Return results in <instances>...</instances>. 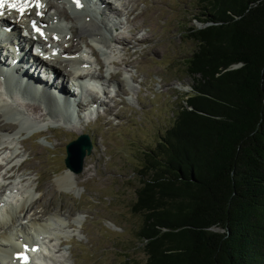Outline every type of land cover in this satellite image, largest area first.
<instances>
[{
    "label": "rangeland",
    "instance_id": "rangeland-1",
    "mask_svg": "<svg viewBox=\"0 0 264 264\" xmlns=\"http://www.w3.org/2000/svg\"><path fill=\"white\" fill-rule=\"evenodd\" d=\"M45 1L74 17L76 11L69 3ZM111 6L116 10L108 7L116 12L109 17L114 21L106 20L111 38L123 39L126 45L112 42L104 49L105 55L97 43L82 34L68 42L70 33L66 30L62 35H69L67 40L63 38L67 43H59L60 48L77 45V49L71 48L72 53L87 54L83 57L93 62L92 73L107 78L101 79L102 93L83 87L75 98L82 103L101 99L105 103L99 100V111L91 117L77 113L74 119L64 113L61 119V111L29 100L19 107L38 132L15 130L8 131L9 137H0L6 149L2 153L9 152L4 157L12 156L2 160L7 165L3 170L15 167L6 188L30 191L28 216L50 219L48 227L55 225L53 218L63 219L62 227L57 224L45 235L49 240H44L39 250L43 258L35 257L41 264H143L146 260L138 241L142 217L132 210L141 181L139 172L145 154L156 147L191 92L193 81L183 63L195 44L186 30L200 26L194 18L205 12L198 0H120ZM54 12L49 10L48 18ZM57 17L64 26L76 24L74 19L70 22ZM68 67L59 73L69 76ZM60 78L55 76L56 84ZM68 88L74 89L73 94L77 92L74 85ZM28 105H38L41 110L32 111ZM45 111L49 115L44 117ZM0 125L15 126L17 122L3 117ZM82 135L89 137L92 152L76 174L65 165L66 146ZM84 168L90 171L83 174ZM69 171L74 174L70 187H60L58 181Z\"/></svg>",
    "mask_w": 264,
    "mask_h": 264
},
{
    "label": "trees",
    "instance_id": "trees-1",
    "mask_svg": "<svg viewBox=\"0 0 264 264\" xmlns=\"http://www.w3.org/2000/svg\"><path fill=\"white\" fill-rule=\"evenodd\" d=\"M191 92L145 154L143 264H264V0H198Z\"/></svg>",
    "mask_w": 264,
    "mask_h": 264
},
{
    "label": "bare ground",
    "instance_id": "bare-ground-1",
    "mask_svg": "<svg viewBox=\"0 0 264 264\" xmlns=\"http://www.w3.org/2000/svg\"><path fill=\"white\" fill-rule=\"evenodd\" d=\"M68 6L71 8V10H74L76 12H74V17H77V19H75L74 17L71 18L72 16L70 14H68V12L65 10H61V8H58L56 6H54L53 4H47L45 2V0H24L25 3L28 4V6L31 3L35 4V7H40L42 11H44L45 8H47V10L51 11L55 10L54 13H51V17L49 18H45L42 17L41 15H37L36 12L34 10H29L27 9V7L25 8V12L22 14V16H17L20 20L19 24H23L24 19H31V20H36V21H40L42 24L44 23H50L49 21H51L52 25H53V32L54 33H61L63 34V32L66 30L69 31L70 33V37L68 39V42L71 41V39H73L74 37H76L78 34H82L86 37H88L89 39H91L92 41H94L95 43H97L98 47H101L102 53H104L106 55V50L107 47H109V45H112V42H116V43H124L126 45V43L123 41V39H121V41L118 40H112L111 38V34H110V27L108 28V22L106 21L105 17L103 15H101L99 12H97L95 9H93L92 5H91V1L90 0H79V3L81 4L80 8H77V4L74 2V0H64ZM98 3L100 4V7L103 9H109V5L107 3L104 2V0H99ZM97 5V4H96ZM99 10H102V9ZM64 9V8H63ZM114 13H116L115 11H113ZM57 16L59 17H63L64 20L70 21L72 22V19L75 20L74 25L72 26H64L63 24L59 23L57 21ZM53 22H55V24H53ZM57 22V24H56ZM6 28V26L4 27ZM15 28H17L15 26ZM17 33V32H16ZM68 33V32H67ZM15 34V33H14ZM54 35V34H53ZM60 35V34H59ZM68 34H66L67 36ZM69 36V35H68ZM15 37H17V35L15 34ZM65 38V37H64ZM66 39V38H65ZM64 39V40H65ZM63 40V38L61 39ZM63 40V41H64ZM67 40V39H66ZM65 40V41H66ZM44 46L48 49L47 52L51 53L53 50L56 49V47L50 46L51 42L50 40L44 41ZM53 42V41H52ZM67 43V42H65ZM123 44V45H124ZM74 45L71 46H67L62 48L60 55L63 56H58V57H53L51 54H49V59L43 61L41 59H38L45 67L46 70H48V72L50 74H52V76H56L59 75L61 77V82H58V84L55 83V81H53L52 77L50 76H45L44 80L45 81H40V82H45L44 84H41L43 86L42 89V93H41V98L39 100L36 99L35 97V101H42V104L40 105L41 107L44 106L46 109H50L52 108V110L57 111H61V114L59 116V118L63 119V115L64 113H66L68 116L70 115V118L72 117L74 119V117H77V113L79 115H87L88 117L90 116H94L99 109L102 107L100 104V101L98 99H95L94 102H92L91 100L87 99L86 103H82L79 102V100L76 101V97L73 94V90L71 88H68V86H73L74 84L72 83V81L70 82V78L73 79L76 83L77 80L80 79H86V81L84 82V86L91 88L93 90V92L99 94L103 92V87L104 84H102V81H89L87 80L89 77V73L87 71V69L84 68H77L76 66H82V63L80 61V59H67V58H74L77 55L76 53H72L73 51L71 50V48H76L73 47ZM1 50V48H0ZM124 50V49H123ZM18 53L16 52V54H14V58L18 56L21 57L19 63L17 66H15V68H17V72L20 71L22 72V76L19 77L18 75H13L14 72H12L11 74H9V78L6 80V82L2 83L0 81V88L6 87V89L8 91L5 90H0V110L2 111L3 114H0V119H3V117H7V119H12L13 121L17 122V125L15 126H10V125H0V132L2 133V135L0 137L3 138V136L5 137H9L8 135V131H15L16 133H30L33 134L34 132H38V128L35 125L30 124L31 119H28L27 117H23V115H26L24 111L17 109V108H13L10 104L6 103L5 101H8V97L16 102L22 103L26 101H33L34 97L31 99H20L18 98V95H21L22 97L26 98L28 95H30L32 92H34V89L36 88L35 84H32L29 77H34L33 73L30 74V71L33 70V72L38 70V74H39V69L36 67V63L32 60H30V58L28 57H24L23 54L25 52V49L22 50L21 48H18ZM11 53V52H10ZM13 55V53H11ZM95 54V53H93ZM1 58V57H0ZM87 58V57H85ZM55 61V62H54ZM1 62V61H0ZM4 62H6V58L4 57ZM118 62V61H117ZM120 62V61H119ZM63 63H67L71 67H75L74 69H71V71H68V75L66 74H62L59 73L60 70H62L65 66H68L67 64L63 65ZM3 65V64H1ZM0 65V68L2 67ZM6 65V64H5ZM101 66V65H100ZM125 66H127V64H125ZM118 67H121L120 65ZM102 68V67H101ZM123 68V66H122ZM125 69V68H124ZM88 77V78H87ZM98 79H102L104 78L103 76H101L100 74L97 75ZM24 79V83H26L27 85H22L20 83V81H22ZM104 79H107L106 77ZM102 79V80H104ZM110 80V78H109ZM112 80V79H111ZM109 86H111L110 83H108ZM37 86H40L39 83H37ZM75 86V85H74ZM76 88L78 86H75ZM101 87V89L99 88ZM79 88V87H78ZM109 88V87H108ZM41 88H38V91ZM81 89L80 88V93H81ZM107 89V88H106ZM110 89V88H109ZM85 90V89H84ZM11 94H10V93ZM87 92V91H86ZM58 97L59 99H56L55 96ZM73 98V100H72ZM76 98V99H75ZM94 98V97H93ZM69 101V102H68ZM102 101V100H101ZM79 103L80 106H78ZM102 103H105L104 101H102ZM95 104V109L93 108V105ZM105 105V104H103ZM31 106L30 108L32 109V111H36V109L41 110L40 106H35V105H28ZM79 107V108H78ZM45 109V110H46ZM105 111V110H104ZM106 112V111H105ZM45 116L49 115L46 113V111L44 112ZM58 113V112H57ZM107 113V112H106ZM107 115V114H106ZM33 122V121H32ZM82 131H79L78 134H81ZM4 142L0 141V151L2 150H6L5 146H4ZM10 145V144H9ZM13 150V149H12ZM9 151V150H8ZM5 153V152H4ZM24 163V162H23ZM5 165H0V171L2 169H5ZM21 166V165H20ZM15 167H9V171L8 168L6 169V173L5 175L8 176V180L13 178V175L11 176V174L9 173H13L11 172L12 170H14ZM90 170L84 168L83 170V174H87ZM4 175V176H5ZM2 178V175H0V180ZM72 178H74V174L69 171L67 175H65L64 178H61L58 181V184L60 185V187H70V183L69 180H71ZM1 182V181H0ZM1 189V188H0ZM10 190H17V194H15V196H13V198L10 199V202L7 205H3V207L0 208V216L4 215V210L3 209H7L8 214H9V219H5L4 217L0 218V254H1V260L2 263L1 264H18V262L11 260V257L13 255V251L16 248H20V245L22 242H28V243H32V238L30 237V234L28 231H26V234L24 235V240L22 241H16L15 238L11 237L12 235V226H17V227H21L24 223H22L21 221L26 220L27 219V223L26 224V228H29V230L31 229H35L37 233H42V234H49V232L51 230H55L53 227L56 226L57 224L62 227L61 222H63L62 218H53L55 221V225L52 227H48V224H50V222H48L47 220L50 219H43V217L40 216H36V215H31L28 216L29 214V199L31 198L30 196V191L28 190H19L18 188H12ZM11 204L13 205V207H10ZM23 217L22 219H20V217L16 216L18 215ZM46 217V215H45ZM25 225V224H24ZM23 225V226H24ZM10 229V230H9ZM35 244V243H34ZM41 248V245H39L38 251L34 254L35 256H38L39 258H43V256L41 257L39 254H42V251H39ZM37 257V258H38Z\"/></svg>",
    "mask_w": 264,
    "mask_h": 264
},
{
    "label": "water",
    "instance_id": "water-1",
    "mask_svg": "<svg viewBox=\"0 0 264 264\" xmlns=\"http://www.w3.org/2000/svg\"><path fill=\"white\" fill-rule=\"evenodd\" d=\"M92 152V144L89 137L82 135L76 141L71 142L66 146L67 157L65 165L67 169L78 174L83 169L84 159Z\"/></svg>",
    "mask_w": 264,
    "mask_h": 264
},
{
    "label": "snow or ice",
    "instance_id": "snow-or-ice-1",
    "mask_svg": "<svg viewBox=\"0 0 264 264\" xmlns=\"http://www.w3.org/2000/svg\"><path fill=\"white\" fill-rule=\"evenodd\" d=\"M74 2L77 4V6H80L79 0H74ZM8 4V7L10 9L16 10L19 13H23L25 11V8L28 7V4L24 2V0H16L15 3H10L9 0H0V9L4 7L5 4ZM3 12L0 11V15H2ZM33 28L36 31H39V28H37L35 22H33ZM43 33H41L42 35ZM20 258H23L25 262H27V257L21 256Z\"/></svg>",
    "mask_w": 264,
    "mask_h": 264
}]
</instances>
